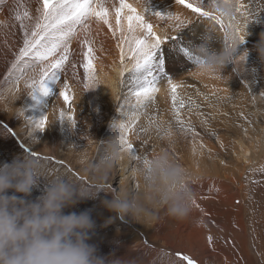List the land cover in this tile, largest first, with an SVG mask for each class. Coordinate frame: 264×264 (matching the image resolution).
Returning <instances> with one entry per match:
<instances>
[{
    "label": "bare ground",
    "instance_id": "bare-ground-1",
    "mask_svg": "<svg viewBox=\"0 0 264 264\" xmlns=\"http://www.w3.org/2000/svg\"><path fill=\"white\" fill-rule=\"evenodd\" d=\"M6 1L13 6L6 9L15 12L20 17V26L23 29L27 27L31 31L36 17L39 15L37 9L40 8V0ZM197 2L198 0H189V3L195 4ZM128 3L137 9L138 13L144 17L146 23L152 26L153 23L155 24L153 31L162 38H168V32L165 31V28L167 29L168 27H166L167 23L165 22L172 19L180 24L181 21H189L184 26L185 29L178 30V35L175 37L178 40L182 39L184 44L199 42L208 28H214L216 40L213 43L219 45L222 44L225 32L228 31L222 19L223 16H220L224 25L222 28L214 20L200 17L199 14L192 12L191 9L179 4L177 0H128ZM243 5H245V8L242 9L246 13L251 26L244 28L243 33L237 32L239 35L248 32L249 35L238 47L236 55L240 56L247 51L246 60L250 56L252 59H257L260 63L261 60L255 50V45L260 39L261 32H264V22H257L256 20L261 19V21H264V0H244ZM105 6L109 8L110 16L108 19L111 28L109 24L98 22L93 17L89 22V29L87 31L93 49V63L99 67L100 71L98 77L101 79V87L97 85L100 89L98 88L99 90L96 92L94 90L91 91L89 87L85 88L84 85L77 84L70 75L62 70L59 72L57 80H49L47 82V86L52 90L51 94L46 96L39 90L30 94L32 79H39V68L28 70L29 66L25 64V61H15L19 54L16 53L13 44L1 52L0 151H3L4 154L12 155L10 158L34 151L39 157L38 160L46 165V174L49 178L56 174L64 173L77 181L78 178L76 177L75 179L64 167L78 174L76 167L82 170L80 166L94 160L102 150L101 142L108 140L114 135V122H127L125 118L137 109L136 98L131 93V80L128 73H125V68L131 69L133 67L134 59L130 57L134 41L135 39H141L145 35V32L140 28H136L133 32L128 31L127 16L131 13L127 9H124L123 14L119 17L117 16L115 9L119 7V0H105ZM213 7L206 4L205 10H210L214 15H218L212 10ZM25 12H28L29 15L25 16ZM154 13H160V15H154ZM169 13L172 14L171 18L168 15ZM118 20L119 23L117 22ZM217 24L220 27V31H217ZM175 26L173 24L170 26L173 32L177 30L174 28ZM170 27L167 29L169 32L171 31ZM82 32L80 31L79 36L71 41L70 49L77 39H79ZM170 36H172L171 32L169 33ZM171 38L166 41L172 40ZM176 46L174 41L171 45V50L175 56L170 60H166L164 68L168 76L173 79V82L180 85L177 100L180 119L184 122L185 129H189L192 126L193 129L198 131L206 130L205 134L216 139V148L211 147V144L207 143L206 139L203 147L196 148L193 145L192 149L196 148L197 152L193 155L194 151L191 149L193 152H191L189 159L191 158V161L196 159L203 161V170L198 171L196 165L192 164L191 173L193 171L194 174H192L195 177L202 175L199 177L202 183L213 187H217L218 185V187L224 188V192H219L218 195L223 202L227 201L229 203L228 201L233 194L231 185L227 184L232 181L231 177L234 171L229 167H224V164L217 158V155L220 154L218 153L220 150H224V153L228 157L232 148L235 156H238L239 159H247L248 155L253 154L254 147L252 142L254 141L256 145L260 146L261 156L264 157V115L260 114L262 113V109H260L261 112L259 113V108L264 105V79L258 76L247 78L245 72L250 66L245 67L244 65H248V63L246 60V62L243 61L242 58L238 59L241 65L239 67L236 66L237 77L231 75L230 80L223 79L222 82H217L214 79L208 78L207 75L197 73L194 69L195 67L192 68L191 72H188L195 65L183 53L179 52ZM122 51L125 57L124 64L121 63ZM167 52L169 53V51ZM103 58L107 59V61H101ZM32 62L28 61V64L31 65ZM13 63L17 64L16 69L12 68ZM43 66L44 64L40 65V67ZM242 68L245 69L244 72H241ZM19 69H23L24 75L17 82V77L20 76ZM105 71H107L106 74H103ZM122 72L124 73L123 76L121 75ZM211 80L216 82V84H213ZM65 84L68 85L67 92L71 98L70 103H66L63 97L59 96V92L60 90H64ZM229 84H232L231 87L227 89L222 88L223 85ZM157 86L159 87V91L155 94L154 102L146 110L143 108L139 109V119L136 121L131 133L128 134L130 142L143 156H145L148 148L163 144L162 135L164 127H170L171 130H174L175 127L181 128L177 124L176 115L173 112V102L169 90L170 85L167 79H162ZM95 93V99L92 101L91 97ZM181 101H183V106H181ZM189 111L194 118H187ZM17 112L20 113V116ZM15 113L17 118L14 120ZM61 113L64 114V120L59 119ZM45 116L48 117V121L42 129H34L32 122L28 119L40 120ZM73 116L75 117V123L69 119ZM150 118L154 123L150 124ZM238 152L240 153L239 155ZM85 156H89V158L85 160ZM118 165L119 171L117 170ZM118 165L100 183L99 187L103 188L106 192L115 191L113 181L117 179L118 172L123 176L119 189H134L139 184L135 176V159H129L126 155ZM84 180L86 179L84 178ZM224 180L230 181L225 184ZM89 183L91 182L89 181ZM45 184L46 180L42 178L39 186L34 189H44ZM42 192L40 193L42 194ZM108 195L111 197L110 193ZM217 197L216 199L219 200ZM207 198L209 199L208 196ZM213 198L210 196V199ZM69 209L75 212L74 206L69 207ZM103 210L105 214L102 215V218H106V224L109 223L110 219L111 222L109 224L111 225L116 223L122 226L131 224V238H135L138 242H141L144 249L154 248L158 250L164 247V245H159L158 241L160 239L156 234L157 232H153L154 228H139L130 216L122 220L114 212L106 208H103ZM203 211L202 213L204 214L209 209L206 212ZM200 217L204 216L201 215ZM217 225L216 229L222 227V230H229L226 224H222V226L218 225V227ZM106 227L101 230L95 228L91 239H107L113 233ZM210 227L213 228V226ZM200 228L204 230L201 224L196 227L193 225L192 231L186 230L188 233L184 234V238L190 236L193 238H190L193 241L198 237L200 232L197 231ZM114 233L117 234L118 232ZM207 233L205 237L209 235L211 240H208L207 243L205 241V244L203 243V249L205 256L210 257L218 253L216 251L218 245H215L213 242V230L208 228ZM95 234H98L99 238L95 237ZM90 242L91 244L97 243L95 241ZM164 248L185 255H187L186 252H189H184L185 249L182 247L179 251L169 241L165 242ZM97 251L100 256H108L112 253L118 256L115 247H100ZM124 257L141 261V256L139 257L136 252L126 253ZM198 264L200 263L198 262Z\"/></svg>",
    "mask_w": 264,
    "mask_h": 264
},
{
    "label": "clouds",
    "instance_id": "clouds-1",
    "mask_svg": "<svg viewBox=\"0 0 264 264\" xmlns=\"http://www.w3.org/2000/svg\"><path fill=\"white\" fill-rule=\"evenodd\" d=\"M236 8V0H217L212 10L219 16L234 18ZM236 28L229 25L227 44L213 43L214 28H208L199 42L191 43L192 50L202 60L194 66L197 73H223L228 65H238V59L246 60L247 51L236 55L243 43ZM248 35V32L244 34L245 39ZM255 50L264 63V32ZM113 128L114 135L101 142V152L85 166V173L91 177L90 185L64 173L47 177L46 165L29 153L0 164V264H142L138 259L115 253L98 255L97 247L89 243L96 226L90 213L65 212L66 208L84 200L95 199L103 190L99 187L101 181L111 170L126 155L133 159L121 138L119 125L113 124ZM163 130L166 138L172 135L170 127ZM135 176L138 189L103 190L111 194L110 200L102 201L103 206L120 219L130 216L141 223L154 218L156 209H164L167 216L182 220L193 212L190 173L168 151L161 150L146 160H136ZM42 178L46 180L42 194L29 199ZM156 256L160 259L165 254L157 252Z\"/></svg>",
    "mask_w": 264,
    "mask_h": 264
},
{
    "label": "rangeland",
    "instance_id": "rangeland-1",
    "mask_svg": "<svg viewBox=\"0 0 264 264\" xmlns=\"http://www.w3.org/2000/svg\"><path fill=\"white\" fill-rule=\"evenodd\" d=\"M236 2H237V6H239L240 4L244 3V0H236ZM10 7H13V6L10 5V3H8L6 0H0V56L2 55L1 52L5 51L11 44L14 45L16 53L19 54V51L23 47V44H24L25 29H23L22 26H20V20L17 19L18 17L17 14L13 11L6 9ZM222 19L226 25L227 30H229L230 24L236 25L242 29L247 28L248 26H251V23L248 17H246V13L243 11L242 8L240 9L239 12L235 13L234 18L222 17ZM165 23H167V25H170V26H172V24L176 25L174 27L175 29H177L175 32H173V29L170 26L166 25V27L171 28L170 32L172 36L170 37L173 38L178 35V30L185 29L184 26L188 24L189 21L184 20L183 24H180L176 22V20L172 19ZM153 27H155L154 23H153ZM167 29L165 28V31L168 32L167 36L168 38H170L169 37L170 32L167 31ZM217 31H220V27L218 24H217ZM144 36L141 37V39H143ZM85 37H87V40L90 41L87 32L83 31L79 39H77V41L72 45V48L70 49L71 55L69 57V61L66 63L65 68L63 69L66 72V74L70 75L73 78V81H75L77 84H80L81 86L89 82L87 79V75L84 71V67H83V64L86 63L84 53L87 51V45L84 43ZM173 42H174L173 40H169V41H166L164 45H162L163 47L162 51L158 53L157 55V62L159 61V58H163L165 62H167L166 60H170L172 57L175 56V54H173V51L171 50L172 49L171 45ZM91 47H92V44H91ZM167 51H169V53ZM59 55H61V51L58 50L57 53L55 54V57H53L52 59L58 58ZM104 60L107 61V59H104V58L101 61H104ZM0 61H1V57H0ZM20 61H33L31 64L33 66L36 64L42 65L40 61L35 60L31 57H25L23 60H20ZM246 61L248 65H244V66L245 67L250 66L248 70L245 72L247 74V78H249L250 76H251L250 78L258 76V77H263L264 79V63H262L261 61L259 63L257 59H252L250 56L247 58ZM73 65L75 67H73ZM240 65L241 64H239V62H238V65L230 64L227 66V68L224 70L222 74L221 73L209 74L207 75V77L210 79H214L217 82H222L223 79L230 80L231 75L237 77L238 72L236 70V66L239 67ZM94 66H95V73H96L95 82L90 83L89 88L91 91L94 90V92H96L100 89L99 87H101V84H100L101 79L98 77L99 72H100L99 67H97L95 64ZM33 68L34 67H28L27 69L32 70ZM192 68H194V66L191 67V69L188 72H191ZM244 71L245 69L242 68L241 72H244ZM106 72L107 71H105L103 74H106ZM125 73H127V71ZM212 83L216 84V82L214 81H212ZM231 85L232 84L223 85L222 88L227 89L231 87ZM95 96H96V93L93 95V97H91L92 101H94ZM260 109H262V113H260L261 112ZM259 113L264 115V105L263 107L259 108ZM187 116H188L187 118H191L192 113L189 111L187 113ZM16 118H17V115L15 113L14 120ZM188 131L189 133H187ZM204 132H206V130L198 131V130L193 129L192 126L189 129L188 128L185 129L184 127L183 128L175 127L174 130H172V135H171L172 137L170 136L169 138L168 137L166 138L163 133L162 135L163 144L161 146L156 145V147L152 146V148L150 147L151 150L150 148H148V150L145 153L146 157H150L152 154L160 152L161 150H166L169 152V154L174 159H176L186 169H188L190 173L189 183L191 184L192 190L194 192L195 205H198V207L193 206V212L191 213V215L188 218L182 219V220L174 219V218L167 216L165 214L164 209H160V210L156 209L154 218L144 220L141 223L133 220L132 218L131 219L135 223V225L139 228H144V229L154 228L153 232L154 233L157 232L156 234L158 235V238L160 239L158 241L159 245L161 246L164 245L165 247V242L169 241L172 244V246L174 248H178L179 251L182 247L185 249L184 252L186 251L190 252V253L186 252L187 255H190L191 257L195 258L200 264H203V263H206V264H264V157L261 156V152H260L261 148L259 145H256L253 141L252 142V145L254 147L253 154L248 155L247 159H239L238 156H235L232 148L230 149V152H229L231 156L228 155V157L224 153V150L223 151L220 150L218 152L220 154L217 155V158L220 159V161L224 164V167H229L231 170L234 171V174L231 177V180H232L231 182H229L230 180H224L225 184L229 182V184L227 185L229 186L231 185V191L233 195L228 201L229 203H227V201L223 202L222 199L219 198L218 193L224 192L223 191L224 188L218 187V185L217 187L216 186L213 187L211 185L202 183L199 180V177L202 175H197V177H195L193 176L194 172L192 171L193 174L191 173V167L194 164L196 165V169L198 171L203 170V167H202L203 161L199 159L191 161V158L189 159L191 152L194 151L192 154L193 155L196 154L197 152L196 148L203 147V143H205L206 140H207L206 141L207 143L211 144V147L216 148L215 147L216 139L214 137H210ZM193 145L196 146L195 149H192ZM191 149L193 151H191ZM5 154L3 151H0V164L4 163L5 161L10 162L14 159V158H10V156L12 155H8L7 153ZM239 154L240 153L238 152V155ZM88 158L89 156L84 157L85 160ZM86 165H87V162L83 164L82 166H80L82 170H79L76 167L78 174L70 171L67 167H64V166L63 167L70 174H72L75 179L77 177L78 182L83 183V181H85L87 182L86 183L87 185H90L91 183H89V181L92 182L91 177L87 175L84 171ZM117 170L119 171V165L117 167ZM221 171H224V170H221ZM119 173L120 172H118L117 179L113 181L115 190L119 189V185L123 177L122 174L120 175ZM79 176L85 178L86 180L82 181L81 179H79ZM85 182L83 184H85ZM202 187L204 190L202 189ZM135 188L138 189L137 187H134V189ZM43 190H44L43 188H39V190L34 189L29 199L37 198L39 195H41L40 192ZM204 195H205V198H204ZM207 196L209 197V199L207 198ZM210 196L211 198L212 197L214 198L210 199ZM216 197L219 198V200L216 199ZM110 198L111 197L108 195V193L101 190L95 199L84 200L74 206V210L77 213L82 212V211H88L90 213L92 219L95 221V224H96L95 228L101 230L107 226L106 228L113 233V234H110V236L104 240L103 239H97V240L90 239V241L97 242V243L93 242L94 245L97 247V249H99L100 247H106V246L107 247L110 246L111 248L115 247L116 252L118 253V256H125L126 253L136 252L139 257L141 256L140 258H141L142 264H149V263L153 264V261H155V264H185V262L182 261L177 255L178 253H175L174 251H171L164 247L161 249L166 250L168 254L163 256L160 259H157L156 254L157 252H161L160 251L161 249H158V250L154 248L144 249V247L141 245V242H138L135 238L134 239L131 238L130 236V233L132 232L131 224H126L123 226L120 225L119 223L112 224V225L109 223L106 224V218H102V215L105 214L103 210V208L105 207L103 206L102 201L105 199L110 200ZM206 201L208 202V204H206L207 203ZM199 208L202 211L205 209L204 210L205 212L208 211V209L209 211L203 214L202 211L200 212ZM65 212L69 213L73 211L70 210L69 208H66ZM99 212H101L100 215H99ZM200 213L204 217H200L201 216L199 215ZM211 214L212 216H210ZM190 218L193 221H191ZM101 222L103 223L101 224ZM191 222L196 223V224L195 223L193 224L195 227L197 225L200 226L201 224V226H203V229L204 230L206 229V231L204 232V230H201L202 228H200L199 230L201 231L198 230L197 232H200L199 234L201 236L198 234V237L194 239L193 241H192L193 238L190 236L184 238L185 237L184 234L188 233V231L193 230V225ZM221 223L223 225L226 224V226L228 225L227 229L229 230L227 231L225 229L222 230V227L221 228L219 227L220 229L219 228L216 229V224L222 226ZM210 226H213V228ZM208 228L213 230V234H214V235L212 234V237L214 238L213 242L215 243V245H218L216 247V251L218 253L210 257L205 256L204 249H203V245L205 244V241L207 243L209 240V235L206 236L207 238L205 237V235L208 234L207 233ZM114 232H118V233L115 234ZM92 236H93V233L91 234V237ZM95 237L99 238V235L95 234ZM233 237L235 238L233 239ZM90 241L89 243H91ZM197 242H199V244H197Z\"/></svg>",
    "mask_w": 264,
    "mask_h": 264
},
{
    "label": "snow or ice",
    "instance_id": "snow-or-ice-1",
    "mask_svg": "<svg viewBox=\"0 0 264 264\" xmlns=\"http://www.w3.org/2000/svg\"><path fill=\"white\" fill-rule=\"evenodd\" d=\"M181 5L191 9L192 12L199 14L200 17L214 20L220 24L223 28V21L220 16L214 15L212 11L205 10V5L215 6L217 0H198L197 3H189V0H177ZM241 8H245V5L240 4L236 8V12H239ZM127 9L130 15L127 16L128 31L133 32L136 28L143 29L145 36L143 39H135L134 47L131 51V57L134 59L133 67L131 69L125 68L128 76L131 80V93L136 98L137 109L134 110L131 115L125 119L127 122H120L118 124L120 128V135L125 144L127 151L132 155L133 159L140 161L146 160V156L140 154L137 148L130 142L129 135L135 127L136 121L139 119V109H148L149 106L155 100V94L159 91L157 86L159 82L166 78L170 85V93L173 102V112L176 115L177 124L183 128L184 122L180 119L179 108L177 107L178 100V88L180 85L173 82V79L168 76L165 71V60L160 58L157 62V55L162 51V45L166 42L167 37H161L153 31V26L146 23L144 17L138 13L137 9L132 4L128 3V0H119V7H117L116 14L121 16ZM39 15L36 17L35 24L31 31L25 28L24 44L19 51V55L16 57L17 61L23 60L25 57H31L44 64L40 67L39 64L30 65L28 61L25 64L29 67L39 68V79H32L31 92L39 90L44 95L51 94V89L47 86L49 80H57L59 72H61L66 63L69 61L71 55L70 43L74 38H77L80 31L87 32L89 29L90 20L95 17L98 22L109 24V8L105 6V0H40V8L37 9ZM25 16L29 13L25 12ZM154 15H160V13H154ZM171 18L172 14H168ZM20 19V17H17ZM178 19V17H177ZM257 22H264L261 19H257ZM119 23V20L117 21ZM183 24V21H181ZM111 28V25L109 24ZM237 32L243 33V29L237 26ZM239 38L242 42L245 41L244 34H240ZM177 45L176 48L179 52L183 53L193 65H197L202 62L201 57L196 55L191 47V42L184 44L182 39L171 38ZM84 43L87 45V51L84 53L86 63L83 64L84 71L87 75L89 83L84 85L85 88L90 86V83L95 82V66L93 63V49L90 41L85 37ZM224 43L227 44V32H225ZM61 51L62 54L58 58L55 57L57 51ZM243 59V57H242ZM124 53L121 52V63L124 64ZM47 62V63H45ZM73 67H75L73 65ZM12 68L16 69L17 64L13 63ZM20 76L17 77V82L23 77V69H19ZM158 73V75H157ZM123 76L124 73L122 72ZM68 85H64V90H60L59 96L63 97L66 103H70V96L67 92ZM183 106V101L180 102ZM146 114V113H145ZM34 129H42L46 126L48 117L43 119L34 120L28 118ZM60 120H64V114H60ZM73 123H75V117H70ZM154 121L150 118V124ZM157 127H159L157 125ZM147 131V129H145ZM29 154L34 158L39 159L34 151H29ZM83 181L84 178L80 177ZM139 185H137V188ZM194 206L195 201L193 202ZM211 240V237H209ZM161 253L167 255V251L161 249ZM179 258L185 262V264H198V261L190 255L183 253L177 254Z\"/></svg>",
    "mask_w": 264,
    "mask_h": 264
}]
</instances>
